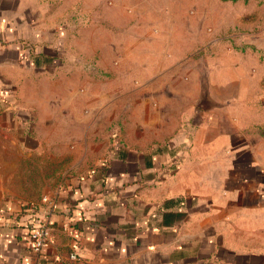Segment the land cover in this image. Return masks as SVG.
<instances>
[{"label": "crops", "instance_id": "1", "mask_svg": "<svg viewBox=\"0 0 264 264\" xmlns=\"http://www.w3.org/2000/svg\"><path fill=\"white\" fill-rule=\"evenodd\" d=\"M77 1L0 0V264H264V0H206L138 68L101 38L96 76L55 59Z\"/></svg>", "mask_w": 264, "mask_h": 264}, {"label": "rangeland", "instance_id": "2", "mask_svg": "<svg viewBox=\"0 0 264 264\" xmlns=\"http://www.w3.org/2000/svg\"><path fill=\"white\" fill-rule=\"evenodd\" d=\"M82 1H77L76 5H73V11L65 12V18L55 25V59H60L66 53L69 57L68 63L75 64L92 76L100 72L98 61L95 59L98 45H105L107 53L114 49L109 42H100L101 38L105 41L111 37L117 40L116 52L122 53L121 58L116 60L118 69L125 70L124 68L133 65L138 68L141 66L142 35L149 36L150 55L157 57V52L164 48L162 39L165 36L162 30L170 21L179 25L178 34L182 33L184 37L190 36L189 30L194 23L207 30L211 21L203 8L206 0H84L85 10ZM160 13L163 17L159 16ZM146 22L149 24L148 29L145 27ZM64 36L65 44L62 41ZM77 37H82L79 44L75 42ZM177 41L172 42L173 47H178L184 42ZM130 52L136 54L135 59L131 58L133 61L125 56H130ZM157 59L158 57L152 60L157 63ZM109 62L107 58L106 63ZM112 133L110 134L117 136Z\"/></svg>", "mask_w": 264, "mask_h": 264}, {"label": "built area", "instance_id": "3", "mask_svg": "<svg viewBox=\"0 0 264 264\" xmlns=\"http://www.w3.org/2000/svg\"><path fill=\"white\" fill-rule=\"evenodd\" d=\"M47 203L52 206L53 202L46 199ZM32 220L29 224L28 245L34 253H41L51 242V228L46 215L32 211ZM69 255L70 259L77 258V246Z\"/></svg>", "mask_w": 264, "mask_h": 264}, {"label": "trees", "instance_id": "4", "mask_svg": "<svg viewBox=\"0 0 264 264\" xmlns=\"http://www.w3.org/2000/svg\"><path fill=\"white\" fill-rule=\"evenodd\" d=\"M163 152H165V153H167V154H169V155H174L177 151H179L178 149H176V150H167V148H165V149H163L162 150ZM150 163H148V165H149Z\"/></svg>", "mask_w": 264, "mask_h": 264}]
</instances>
